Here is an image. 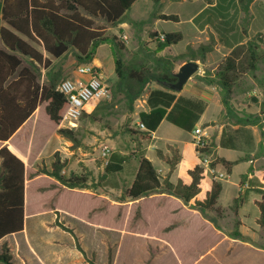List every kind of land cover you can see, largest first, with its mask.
Masks as SVG:
<instances>
[{
    "label": "trees",
    "instance_id": "1",
    "mask_svg": "<svg viewBox=\"0 0 264 264\" xmlns=\"http://www.w3.org/2000/svg\"><path fill=\"white\" fill-rule=\"evenodd\" d=\"M135 1L0 0V141H7L42 103H45V111L50 120L57 125L60 124L61 112L66 102L64 94L57 90L60 73L49 71L46 73V78L42 80L39 66L49 68L52 60L44 56L39 47L55 58L67 54L69 48L73 47L76 49L79 63L90 61L96 47L107 39L103 37L94 17L101 16L100 18L114 25L121 20ZM221 1L218 6L213 7L217 12L220 8L222 12L227 7L223 5L225 0ZM239 1L243 8L248 10V4L253 0ZM209 10L211 8L205 11ZM204 13L198 15L195 21L200 19ZM158 17L178 21L176 14L161 13ZM149 35L156 43L152 52L145 51L141 47L139 49L141 56L135 55L134 60L128 63L120 56L115 57L117 76L115 90L123 93L131 104L150 89L152 82L162 87L149 91L146 101L150 109L140 111L138 114L139 120L145 124L146 129L139 131L140 139L136 141L134 156L138 162L137 170L131 185L125 188L116 200L120 202L136 200L164 190L181 198L185 203H190L193 208L202 209V211L215 210L218 216H222V209L216 206L222 183L213 177H207L206 169L201 163L186 165L174 184L166 179L161 180L152 161L144 155L143 140L151 137V132L156 130L165 117L175 121L172 113L178 106L180 97H177V91L170 89L169 85L177 80L175 60L187 55V53L178 56L157 55L171 44L179 42L183 38L181 32H159L152 29ZM194 56L192 55L191 59H196ZM263 56L264 32H258L246 42L236 44L219 63L215 71L216 83L222 88V102L228 114H232L230 97L234 85L247 74L255 76L258 63ZM202 78L205 80V77ZM94 110L87 115L92 117ZM261 113L264 114V104ZM235 119L238 124H241L235 130L236 133L244 130L243 125L262 124L258 116L248 119L235 115ZM261 131L263 135L264 130L261 129ZM57 133L71 141H77L71 128L58 127ZM220 145L236 148L235 135L224 129ZM196 151L199 154L212 155L210 166L215 167L217 164H222L228 173L231 172L235 161L213 155L207 139L203 147L196 146ZM158 154L170 165L171 169L175 167L180 158L176 149L172 150L171 155H164L161 150H158ZM199 156L201 158V155ZM125 161L126 156L114 153L105 164L99 182L93 183L89 173L71 172L65 175L62 172L65 162L58 153H55L51 165L36 167L35 174L49 175L67 188L87 189L99 194L106 190L104 188L106 179L121 171ZM24 172V162L6 145L0 147V239L24 229ZM258 174L264 182V170L259 171ZM242 202L243 192L239 191L233 208L235 214L238 213V207ZM253 203L259 209L256 222L264 226V198H254ZM56 224L76 237L72 228L58 220ZM237 225L239 221L236 222V228L229 235L252 242L249 237L240 232ZM77 246L82 250L78 239ZM109 259H111V251ZM0 264H13L10 247L6 242L1 245ZM90 264L96 263L91 260Z\"/></svg>",
    "mask_w": 264,
    "mask_h": 264
},
{
    "label": "crops",
    "instance_id": "2",
    "mask_svg": "<svg viewBox=\"0 0 264 264\" xmlns=\"http://www.w3.org/2000/svg\"><path fill=\"white\" fill-rule=\"evenodd\" d=\"M139 1L140 0H136L134 3L137 4ZM154 1L156 4H160L163 0ZM167 1L169 3L172 2V0ZM199 1H202L203 5L195 15L191 16V20L197 28L192 33V38L187 45V49L173 52L172 46L174 44H171L164 50L157 53V55L162 56H178L187 53L186 56L180 57L183 58V60L180 61L179 64L181 65L188 60H196L199 62V69L187 80V82L183 85V88L176 92L177 97H180V100L178 102V106L172 113V117L175 118V121L172 120V118L170 119L169 117H165L156 130L151 132V137L143 140L142 148L144 149V155L152 161L158 171L161 180L166 179L174 184L177 182L180 172L184 170L186 165L201 163V158L197 153L193 142V131L196 127H199L202 130V133L205 135V139H207L210 145L213 155H218L227 160L235 161L230 173L227 172L222 164H217L214 167L216 171L226 174L224 178H228L230 174L232 175L235 165L239 163H246L245 171L242 172L243 178L239 180L237 189L238 185H241L243 181L245 182V180L251 184V187L247 188V195H244L243 193V202L238 207V213L236 215H238L239 218L238 229L243 235L249 237L252 242L231 237L229 234L233 230H224L218 223H215L204 216L202 210L193 208L190 203H185L181 198L169 194L164 190H159L136 200H129L126 202L117 201L116 197H118L125 188L131 185L137 170L138 162L136 169L132 174L130 184L127 187L124 188L121 184L109 185V183H106L104 186L106 190L99 194H95L91 192V190L87 189L82 190L100 197L104 202H106V205L113 204L119 207L130 206L134 208V212L131 211L128 217V222L121 231L103 230L104 233L99 234L94 232L96 233V239H89L86 241L82 238V234L78 235V231L76 232L75 229L71 227L70 223L73 221V215H76V213L61 206L57 200L51 201L50 203H44L42 204V211H37L34 214L33 212L31 213L32 210H30V208L28 209L26 191L28 184L34 181L36 177L43 175V177L50 181V186L37 187L39 191H44L46 188L52 187L58 188L59 191L62 189H78L67 188L49 175L43 173L35 174L37 167L36 163L40 152L48 151L50 155L56 151L58 149V147L55 146L56 144L50 145L54 139H56L60 145L62 144V137L57 133V129L61 123L58 125L54 123L55 130L50 133V137L46 138L34 153L26 147V145H22L17 143V141H14V138L20 134L25 126L28 125L30 130H27V133L30 135V145L33 143V130H35L36 123L35 117L42 107L45 109V104H40L33 114L27 118V120L7 141H0V147L6 145L24 162L25 165V219L24 229L21 231H25L27 229V222L30 219L29 222L34 226L36 231L41 234H39L40 236L33 238L28 236L27 241H19L18 243L10 241L9 238L11 236L9 235L13 233L0 239V252L2 243L6 242L10 247L13 264H90L91 260H93L96 264H264V241L262 240L264 238V233L258 227H253L252 231L245 228V216L242 215V217H240L241 207L247 199L249 191L252 190V188L257 191L264 190V182H262L258 174L259 171L264 170V159L257 163L260 169L256 170L254 162L258 161L256 160L258 158L253 156L254 151L261 143L263 135L262 131L257 129L256 124L243 125V131L239 133L235 132V130L241 126V124L236 122L235 115L244 118L245 114L253 113V111L249 110L250 105L245 103L247 100L246 96H249L251 93L256 95L258 94L254 92V89L250 91L248 89L246 90L245 87L248 86L249 81L255 76L247 74L234 85L230 97L232 114H228L222 102V88L216 83L217 78L215 75V71L219 63L231 51V49L236 44L244 43L252 37V32L250 33L249 30L245 28L244 21L246 18V12L249 13L251 5L255 0L248 4V10L243 8L239 0H225L223 5L225 4L227 7L229 5V8L226 7V9L222 10L221 14L224 15H221L213 9V7L216 5L218 6L220 2H222L221 0ZM210 8L211 10L207 12L205 11ZM161 13L176 14L178 16V21L176 22L180 21L178 13L160 12L156 8L154 21L161 19L158 17ZM202 13H204V15L195 21V18ZM216 16H218L219 21L222 17H225L226 22H230L228 27L226 23L227 31L223 35L220 33L223 23L222 21L218 22L216 20ZM220 23H222V25H220ZM152 29H156L159 32L164 31L163 29H157L155 26H153L150 30ZM182 35L184 38L183 33ZM227 38H229V40H227ZM1 46H3L2 42ZM39 49L42 50L44 56H48L52 60V64L49 68H44V66L38 65L41 70L42 80L46 78V73L49 71L61 73V67L59 65H55L56 63L54 61V59L58 58L52 57L41 47H39ZM69 50L76 52V49L73 47H70ZM96 50L90 61H84L81 63L93 64L101 71L102 63L96 58ZM202 53L203 56H201ZM65 55L66 54L63 56ZM192 55H195L194 57H196V59H191ZM101 73L104 78L102 71ZM202 77H205V80ZM116 81L117 76L111 84H115ZM153 88L162 87L156 82H152L150 84V89L146 90L142 94V103L141 107L136 111L137 115L140 111H148L150 109L146 100L149 91ZM241 93H243L244 96ZM242 98H244V100ZM91 111L92 110H88V112ZM262 122L264 123V117ZM163 127L165 128L164 130H162ZM224 129L235 135L236 148H228L220 145V139ZM161 131L165 134H160ZM190 148L193 151L192 158H188L186 156V151ZM173 149L178 151L180 158L175 167L171 169L170 165L166 163L158 154V150H161L164 155H171ZM221 149L240 150L242 152L229 159L221 153ZM149 154L153 155L150 156ZM154 155H157L160 159V161H158V165H156L153 159ZM253 165L254 168H252ZM122 170L114 176L119 177ZM206 175L207 177H212V175L208 174V172H206ZM255 176L257 177V180L253 179ZM254 183L255 186L253 185ZM237 189L233 195L232 203L235 202V198L238 196ZM254 198L260 197L252 196V203ZM146 199L152 200V206L150 209L154 211V214L166 211V208H168V205L166 204L170 203V200H174L176 205L170 209V212L186 210L189 213L199 215L202 219V224H205L207 227L210 239H208L207 242L200 247L195 245L187 246L177 242L173 238L172 234L173 231L178 228L179 221L175 220L171 223L154 224L152 216L148 215L142 206L145 204L144 201H146ZM216 206H219L222 209V206L217 204ZM56 220L72 228L76 237L69 231L64 230L57 225ZM76 238L78 239L82 250L78 249ZM105 249L106 253L103 256V259L105 260L102 259V262H100L98 252L99 250H102V253L104 254ZM110 251L111 259H109Z\"/></svg>",
    "mask_w": 264,
    "mask_h": 264
},
{
    "label": "rangeland",
    "instance_id": "3",
    "mask_svg": "<svg viewBox=\"0 0 264 264\" xmlns=\"http://www.w3.org/2000/svg\"><path fill=\"white\" fill-rule=\"evenodd\" d=\"M202 5L203 2L199 0H172L170 3L167 0H163L160 4H156L154 0H140L137 4L134 3V5L124 13L121 20L114 25L104 18H95L96 25L102 31L103 37L107 38L106 41L102 42V44L97 47L96 58L102 63L101 71L104 74L105 82L111 88L112 97L110 100L100 101L95 106V110L93 109L94 112L92 117L87 115L89 112H84L80 117L77 121V125L72 128L77 141H71L61 135L62 144L60 145L58 141L54 139L50 145L56 144L55 146L58 147V149L50 155L48 151H41L38 155L39 158L36 166L49 167L53 160V155L58 153L60 158L65 162L62 170L65 175L71 172L89 173L90 180L93 181V183H98L100 176L104 172L105 164L112 158L114 153H119L126 156L122 173L119 177L110 175L106 179V183H109V185L121 184L124 188L127 187L130 184L132 174L137 165L134 152L136 151V141L140 139L139 131H141V129L137 124L138 115L136 111L141 107V99L143 97L141 95L131 104L123 93L115 90V84H111L116 77L115 57L120 56L128 63L134 60L135 55L141 56L142 53L139 51L141 47L145 51L152 52L156 43L154 38L150 37L149 32L153 26L157 29H163L164 31L182 32L184 38L172 46V51L178 52L187 49V45L192 38V33L197 28L192 22L191 16L195 15ZM155 8L160 12L178 13L180 21L176 22L162 19L154 21ZM218 13L221 14V8ZM216 20L218 22L222 21L223 26L221 27L220 33L222 35L225 34L230 22H226L225 17H222L219 21L218 16H216ZM222 23H220V25H222ZM244 23L245 28H247L250 33L252 32V37L255 36L258 31L264 32V0L254 1L249 13L246 12ZM227 40H229V38H227ZM182 60L183 58L175 60L177 70ZM54 61L56 63L55 65H59L63 71H61L59 75V81L67 77L75 78V70L78 65L82 64L79 63L80 60L73 50H69L65 56L54 59ZM245 89L250 91L254 89V92L258 95L251 93L249 96H246L247 100L245 103L250 105L249 110L253 111V113L245 114L244 118L254 119L258 116L262 120L264 117V114L261 113V108L264 104V56L258 63L255 77L249 81ZM241 94L244 96L243 93ZM242 99L244 100V98ZM44 104L45 103H42V105ZM35 118V130H33L34 137L31 145L30 135L27 133V130H30L28 125L14 138V141L26 145L33 153L46 138L50 137V133L55 130V124L46 114L44 107L38 111ZM59 127L64 126L59 125ZM263 127V122L261 125H257L258 130L263 129ZM164 129L163 127L162 130ZM160 134L165 133L161 131ZM103 148H108L110 150L107 162L101 157V150ZM186 152L188 158L193 157L191 148L187 149ZM240 152L242 151L221 149V153L229 159L240 154ZM149 155L152 156L153 154ZM253 156L258 158L256 159L258 161L254 162L256 166L255 169H260L257 163L264 159V134ZM209 157L211 159L212 155H209ZM153 159L156 165H158V161H160L158 156L154 155ZM245 165L246 163L235 165L232 175L230 174L228 178L221 180L223 187L218 197L217 205L222 206V216H218L214 210H203L204 216L218 223L224 230H234L236 228V222L239 220L238 215L234 214L233 211L235 202H232L237 184L239 180L243 178L242 172L245 171ZM252 168H254V165ZM208 174L212 175L213 173L208 172ZM253 179L257 180V177L255 176ZM253 185L255 186V183ZM43 186H50V181L43 177V175L36 177L34 181L28 184L26 198L28 209L30 208V210H32L31 213L33 212L34 214L37 211H42V204L44 203H50L55 200L59 201L61 206L76 213V215H73V221L70 223L71 227L74 228L76 232L78 231V235L82 234V238L86 241L89 239H96V233H104L103 230L121 231L122 228L126 226L131 211L134 212V208L130 206L119 207L113 204L106 205V202L100 197L82 191L83 189H62L61 191L53 187L46 188L44 191H39L37 189V187ZM249 187H251V184L245 180L241 185H238L237 191H242L244 195H247L246 190ZM252 196L264 198V190L257 191L252 188V190L249 191L248 197L241 207L240 217H242V215L245 216V228L252 231L253 227H258L264 233V227L260 226L255 220L259 215V209L252 203ZM144 202L145 204L142 206L148 215L152 216L154 224L171 223L175 220L179 221L178 228L174 230L172 234L177 242L187 246L195 245L200 247L210 239L207 227L205 224H202V219L199 215L189 213L186 210L170 212V209L176 205L174 200H170V203L166 204L168 205L166 211H162L158 214H154V211L150 209L152 200L146 199ZM29 221L30 219L27 222V229L25 231L9 235L11 236L9 238L10 241L14 243H18L19 241L25 242L28 240V236L33 238L41 235ZM238 226L239 225H237V227ZM262 240L264 241V238ZM105 253L106 249L104 254L102 250H99L98 258L100 262H102L101 260Z\"/></svg>",
    "mask_w": 264,
    "mask_h": 264
},
{
    "label": "built area",
    "instance_id": "4",
    "mask_svg": "<svg viewBox=\"0 0 264 264\" xmlns=\"http://www.w3.org/2000/svg\"><path fill=\"white\" fill-rule=\"evenodd\" d=\"M125 37V36H124ZM76 77H67L60 80L57 84V90L64 94L66 98L65 105L61 112V125L66 128H74L77 121L88 110H93L100 101L110 100L112 91L110 86L104 81L100 69L90 63H82L77 66ZM140 129L145 130L146 126L140 120L137 122ZM193 142L195 147L206 145L205 135L199 127L193 131ZM199 154V152H197ZM110 150L103 148L101 157L108 161ZM201 164L205 167L206 172H211L212 177L220 180L226 176L223 172H218L210 166V157L202 153Z\"/></svg>",
    "mask_w": 264,
    "mask_h": 264
},
{
    "label": "water",
    "instance_id": "5",
    "mask_svg": "<svg viewBox=\"0 0 264 264\" xmlns=\"http://www.w3.org/2000/svg\"><path fill=\"white\" fill-rule=\"evenodd\" d=\"M199 62L196 60H188L181 64L175 73L177 80L169 85L170 89L180 91L187 80L198 71Z\"/></svg>",
    "mask_w": 264,
    "mask_h": 264
}]
</instances>
